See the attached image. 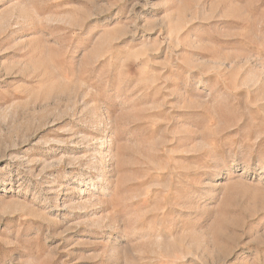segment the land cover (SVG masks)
I'll use <instances>...</instances> for the list:
<instances>
[{
	"label": "rangeland",
	"instance_id": "374dc122",
	"mask_svg": "<svg viewBox=\"0 0 264 264\" xmlns=\"http://www.w3.org/2000/svg\"><path fill=\"white\" fill-rule=\"evenodd\" d=\"M0 264H264V0H0Z\"/></svg>",
	"mask_w": 264,
	"mask_h": 264
}]
</instances>
